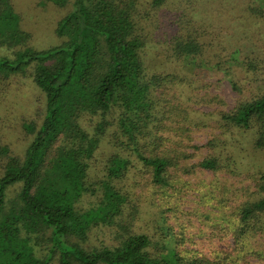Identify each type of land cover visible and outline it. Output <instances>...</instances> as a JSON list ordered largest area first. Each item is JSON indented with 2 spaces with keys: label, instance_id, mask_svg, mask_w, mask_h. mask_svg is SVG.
<instances>
[{
  "label": "trees",
  "instance_id": "16d2710c",
  "mask_svg": "<svg viewBox=\"0 0 264 264\" xmlns=\"http://www.w3.org/2000/svg\"><path fill=\"white\" fill-rule=\"evenodd\" d=\"M38 1L67 9L46 49L30 45L13 1L0 0V97L25 91L33 105L23 148L0 127V264L264 263V171L248 175L243 202L220 188L216 225L228 249H179L164 215L155 237L138 227L144 208L191 172L193 127L213 121L219 131L196 165L213 173H234L221 138L235 131L264 149V92H241L229 112L192 107L224 105L197 92L207 71L230 73L238 53L219 50V29L231 24L219 0ZM156 56L166 71H153Z\"/></svg>",
  "mask_w": 264,
  "mask_h": 264
},
{
  "label": "rangeland",
  "instance_id": "374dc122",
  "mask_svg": "<svg viewBox=\"0 0 264 264\" xmlns=\"http://www.w3.org/2000/svg\"><path fill=\"white\" fill-rule=\"evenodd\" d=\"M12 1L15 10L21 15L22 28L31 34L32 47L46 49L59 43L54 31L66 8L60 9L52 3L38 0ZM220 8L227 10L226 14L230 16L228 23L231 24L227 32L219 29L224 35V40L219 37L222 42L219 50H228L231 46L230 51L237 50L238 53L228 63L230 73L221 70L205 73L197 95L217 96L225 103L223 106L217 103L210 106L194 104L192 107L201 114L209 115L217 110L232 111L241 98V92L249 97L264 92V0H219ZM155 38L157 43H161L166 37L156 30ZM163 63V57L156 56L151 62L153 71H166V64ZM234 83L236 88L233 87ZM32 107L30 95L25 91L0 97V127L9 128L5 130V140L14 148L24 147L21 124L22 119L29 116ZM207 126L193 127L191 142L185 141L190 146L200 147L197 151L188 149L195 156L187 162L191 172L181 175L176 191L169 189L168 196H158L152 205L144 208L138 227L155 237L158 221L164 215L166 224L177 234L179 249H192L210 257L213 251L228 249L233 244L230 238L220 239L219 226L216 225L220 188L227 190L232 203L247 200L244 190H253L248 175L264 171V149L254 148V136L250 132L235 131L233 136L221 138L230 145L228 151L235 153L234 173H213L196 167L209 153V149L204 146L219 134L213 121L208 122ZM133 176L137 175L130 177ZM241 264L264 263L249 257Z\"/></svg>",
  "mask_w": 264,
  "mask_h": 264
}]
</instances>
